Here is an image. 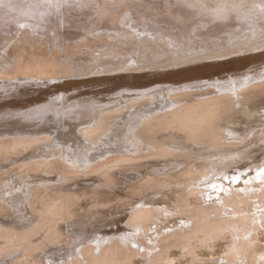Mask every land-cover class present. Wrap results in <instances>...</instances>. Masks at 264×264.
<instances>
[{"label":"bare ground","instance_id":"1","mask_svg":"<svg viewBox=\"0 0 264 264\" xmlns=\"http://www.w3.org/2000/svg\"><path fill=\"white\" fill-rule=\"evenodd\" d=\"M85 1L88 3V1L90 0H84L83 2L84 6H88V4L85 5ZM117 1H121L123 3L124 0H116L114 1V3ZM218 1L220 2V4L218 5H221L223 7L221 9L229 10V13L225 17H230L233 21L228 22L229 18H227V20L225 19L226 22H224L223 19L225 17L223 16H218V18H212V15L210 18H208L209 16H205V18L203 17L205 20H200L204 24L199 23V25H202V30L201 27H199L201 31H196V28L194 29L195 32H198L197 35L200 34L202 36V34H205V36H203V38L201 37L202 39H199L198 37H194V34V41H198L192 42V45H188L186 47H182V43L178 40H185L186 37H190V32L193 31L191 30L192 27H189L188 29L186 28L185 30L181 31L182 28L179 29V24L178 30L175 29L174 31L172 26V31L175 33L176 31H178V33L176 34H178L180 37H174L173 34L169 32L168 28H171V26L168 28L162 27L163 29H159L161 27H159L158 29H154L153 27L151 28L150 24L148 23V18L146 19L147 16L145 17L144 15H142L144 12L143 8L145 7H143L144 4L142 3L141 4L143 10H141L140 8L141 14H126L125 17H122L120 15L122 17L120 21H117L118 19L115 17L117 19L115 23L113 21V23H109L110 25L108 24V26L105 28L106 30L95 33L94 29H96V27L93 28L91 25H88L90 27L89 28L88 26H85V24L91 22L88 21L86 23L80 17L81 15L85 16L82 13H85L87 11V8L80 7L81 9L76 8L74 10L73 6L75 1L73 5L70 4V7L65 10L67 14L71 9L73 11L71 13H73L74 15H64L66 16V20H64V23L61 22V27L59 25L61 16L55 14V17L58 16L59 20L58 24L56 23L57 21L54 22L56 24L53 29L50 28V26L53 25L50 22L51 19L48 21L51 24L50 25L46 21L42 20L43 18L38 15L39 13L37 14L38 18L36 19L34 15L29 12H24L28 15L23 14L15 9L13 10L12 6H9L7 4L4 5V3L0 2V7H8L9 15H11L9 18V22L11 23H4L2 19H0V29H2L6 25H10L11 30H16L17 33L22 31L25 34H28L27 37L16 36L10 40L8 39L7 45L4 46L0 44L1 49H5L6 46H12L11 48L15 52L16 48H19L22 51H26V47L35 50L36 47L38 48L37 45L39 44L40 48L45 46L44 49H40V52L43 55L42 59H39L36 53L32 55V59H27L25 57L23 58L21 54L12 59L9 55V57L7 58L8 64L6 66H2V64H0V83L5 84L6 81H8L10 84L11 82H13L14 84H24V86H28L27 91L29 90V86H31L30 88L33 87L32 85H41V88H45V86L42 85L44 83H49L50 85L53 84L54 86H56L53 88L52 86H50L52 89H60V86H62L63 83L65 88H68L70 86L74 87L75 85H79L81 83H85L84 86L86 85L85 88L73 90L71 93H61L62 100L64 102L62 106L58 105V96L54 97L52 95H50L49 98L40 97L42 102H38L39 104H37V101L35 100L34 104L32 103V105H35V107H31V100H26L17 108H14L13 105L5 106V108L4 106H2L0 108V112H4H2L1 114L7 117L10 116L11 120H6V118H3V116H1L0 114V116L2 117L0 118V123H9L0 125V152H9L11 150L10 148H12L14 151L19 152L22 149L28 148L32 144L36 145V143L39 144V142H44V144L48 145L47 148H49L51 152H55V155H59L60 159H62L69 165L68 166L66 164L69 168L79 166L89 168V164L94 163V165H90L92 171L93 169L98 168L101 164L106 165V162H110L115 158L121 159V161L126 159H134L135 152L142 151V147L144 150L146 148V151L151 152L154 150L156 151L158 145L166 148L168 145L165 142L160 141L157 137H149V135H145V132L151 131L150 128L163 130V128L166 129L179 127L180 130L183 129L187 133L189 139L191 138L193 142L195 141L199 144L207 143V138H209V140L213 142V144L214 142H217L219 144L223 143L221 142L222 140L228 141L231 144L230 147H226L227 149H230L229 151H225L226 148L219 149L218 152H214L216 150L205 151L203 153L204 159H201L202 161L198 158H193L192 161L190 160L191 163L188 165L186 170L180 169V172L182 174H194V179L196 180V182H192L190 184L192 188H189L190 190H187V193L181 196L174 204H172V202H168L166 207L162 208L161 204H157L163 202V200H155L150 203L141 202L139 208L133 213L129 222V225L131 226H141L138 228V230L131 229V232L126 233L128 229H125L124 231H119L120 233H118L116 236L106 235L102 238H98L97 240H95L96 244L94 243L95 247L97 248L96 252L99 251L98 254L94 252L95 247H86V250L81 251L76 249L78 247H75V250H73L71 256L69 255L71 258L73 257V259L69 261L68 259H65L63 264H132L129 263L132 258L126 256L125 254L127 250L131 251L132 249L128 248L124 251L121 243H135L136 232H138L139 229L143 232L150 231L152 221L154 219L162 217V211L165 213L169 212L170 214L174 213L175 209L181 208L185 212L182 215L186 216L184 218L182 217V220H184V225L182 224L179 226L178 223L173 224L175 226H178L179 229L177 228V230L175 231L172 230V233H169L166 235V237L161 238L164 240L173 239L174 243L171 246L182 247L191 246L192 241L199 238L198 236L200 233H204L205 235L210 232L212 234V232L215 231H217V233L218 231H221L222 233L230 232L232 230L238 231L244 226L248 227L249 221H251V227H249V229L252 228L256 230L257 226H255V222L258 221V218L260 220L264 219V164L261 163L260 159V157L264 159V123L260 127V125H248L249 123L246 122V124L238 127V123H235L231 119L229 120L228 125L219 124L215 117L218 110H220L223 106V101L227 100L229 102H233L234 104H240L241 101L245 99V97H247L246 95L248 93H252V91L254 90L264 88V82H254L255 79L257 80L258 77L261 76L259 74L262 73H253L246 76H244V74L242 76L238 74V72L241 70L242 64H246L247 61L255 59L256 57H264V54L261 53L262 51H264V5H258L256 4L257 2L255 3L253 1V4H250V1L248 3V0ZM184 2H186V4L188 5L196 6L200 11H202L205 7L202 6V3L205 5L204 0L201 1L202 3H196V1L194 0H185ZM130 3H132V1L127 2V4L129 5ZM137 4L139 3L137 2ZM214 4L215 3H213V6ZM132 5L134 4L132 3ZM120 6L122 7L123 5L120 4ZM179 6H181V4ZM179 6H174L175 8L172 9L178 12V10L181 8L184 12V7H180L178 9ZM159 7H157V9L154 8L155 11L164 10H161V8L159 9ZM137 8L133 9H136L137 11ZM234 8L238 10L235 13L233 12ZM107 9L108 7L105 8L106 12L110 10ZM210 9L213 8L211 7ZM105 10L103 12V16L100 13L102 18L104 17ZM206 10L207 9H205V11ZM215 10L217 11V9ZM94 11L96 10H93V12ZM205 11L202 12V16L206 15L204 14ZM152 12L153 11H151V13ZM170 12L171 10L169 11V16L171 17L172 14L170 15ZM211 12H213V10H211ZM92 13L91 15L94 14ZM98 15H93L92 18H94V16L98 18ZM196 15H199L201 17L200 13ZM5 16L6 14L1 15L0 13V18H6ZM120 16L118 17L120 18ZM58 17H56V20L58 19ZM174 17L178 19L186 18V16H181L179 13L176 14V12L173 14V18ZM54 19L55 18L53 17L52 20ZM166 19L167 18H165V20ZM218 19L220 23L223 20L224 24L226 23L225 26L223 22V25L219 24V22L217 23ZM144 20L147 21L145 24L143 23ZM25 23H27L28 26L31 25L29 27H31L33 31L27 26H24L21 29V25ZM160 24L162 25L163 23ZM212 24L213 26H211ZM129 25L131 26L130 29L132 28L133 31L129 30ZM41 30L43 32H40ZM109 30H117L118 32H110ZM90 31L93 32V39H91L90 36L88 37V34H91L89 33ZM72 33H74V35H72ZM83 37L87 38V42L84 41L85 38L83 39V41L87 44H84L83 42L81 43L80 41L81 44L77 45L74 42L71 44V40L69 41V39L75 40L77 38ZM167 37L170 38V41L167 39ZM108 38L112 39V42L109 43ZM67 40L69 41V43L67 42ZM64 41L68 44L65 45ZM99 41H102L103 43L105 42L107 43V45L105 46L104 44L97 46L93 43L95 45L93 46L92 42L98 43ZM128 41L132 42L133 45H128ZM14 44L15 46H13ZM56 44H60L61 47L56 48ZM157 45L159 49H156ZM179 45L181 47H177ZM192 48L196 49L197 52L201 51V53L196 54V52L194 54L191 51ZM131 51L133 54L128 58L127 55ZM189 51L191 52V54L186 55V52ZM250 51L256 52L250 54L246 53ZM182 53H185V55H183ZM244 53L246 55H243ZM152 54H154V57H151ZM58 56H61V60L59 61V63L56 62L53 65V63L49 61V57L57 58ZM121 56L123 57L122 60H120ZM136 60H138V63L136 62ZM204 60L210 61H205L206 63L195 66L196 64H198V62ZM132 61L135 63H133ZM46 63H49V66L54 69L63 67V71L65 73H63L61 77H53L47 76L45 71H38L40 68L45 67ZM188 63L196 64L189 66ZM183 64L188 66H185L186 68L182 66L183 69L178 68ZM156 68L159 69L154 70ZM25 70H30L32 73H21L25 72ZM36 70L38 75L34 73V71ZM262 71L264 73V69ZM153 73L159 74L153 76ZM206 73H211L212 78H205L200 81H183L184 77L189 78L191 76L203 75ZM91 74H94V76H96L95 74L99 75L97 77H92ZM163 74H166L167 77L168 74L170 76H173L171 78L173 80H182L173 83L169 82L170 84H164L165 82L163 81L164 83L161 84L159 83L161 81L157 80L156 77L160 76V78H162L161 75ZM86 75H90L92 78L80 81L75 79L74 81L68 80L71 76L83 78V76ZM226 76L228 77L227 79H221L223 77L226 78ZM261 77L264 78V76ZM50 79L52 81H64L61 82L62 84H59L58 82L52 83L49 82ZM171 79L169 78V80ZM25 80H27V82H19H23ZM33 80H35L36 82H33ZM201 88H205V90H201ZM46 89L45 91H47ZM13 90L16 91L17 89ZM67 90L69 91L70 89ZM7 91L10 90L7 89ZM45 91L40 90L41 93H44ZM86 92H89L88 96L78 95L80 93L85 94ZM101 92L105 94L101 95ZM219 92H221L222 97L217 96ZM204 93H206V95L214 94L215 96L214 98L206 100H200L202 99L200 98V101L197 100V102L195 101V103H183V98L186 96L197 94L198 96L202 97ZM26 94L29 95L28 93ZM31 94L33 95L34 93H31L30 91V95ZM98 94L99 96L96 97ZM51 96L54 98L53 100H51ZM111 96H114L113 99H110ZM64 98H71L72 100L70 102H65ZM87 101H91V103L88 104ZM252 101L255 102L256 100ZM202 103L209 104V106L203 109L201 112L197 111L195 113H192V111L194 110L193 108L198 107V104ZM14 106L16 107L17 104H15ZM28 107L30 108L28 109ZM183 107H187L188 109H183ZM240 107H242V105ZM235 110L237 112V109ZM246 110L249 112L248 116H250V113L251 116L252 114L254 116V114L257 112V108L255 107H246ZM233 116L234 114H232V117ZM255 126L256 129H260L258 131H255ZM158 131H155L153 129V133H157ZM248 131H250L249 134L246 133ZM184 135L186 134L184 133ZM250 135L256 137L254 140H252V142H255V144L253 143L254 145L252 144L253 146L250 145V147H247L246 145H248V143L244 145L245 148L243 149L242 147H240V144L239 147L236 146L237 143H243ZM149 138L151 139V141L149 140ZM147 142L151 143L150 146H147ZM178 143H182V140L179 139ZM177 145L178 144H175L172 150H176L177 147L180 151L184 149L183 147L182 149ZM215 145L209 144L208 146L212 147ZM205 149L207 150V148ZM191 152L193 153V151ZM90 153L91 155L93 154V157L89 158ZM111 153H114L115 156L95 164L97 159H99L100 157L102 158V156L105 154L111 155ZM218 154L219 156H217ZM35 162L36 163L34 164L31 163L32 165L30 164V169L37 168L39 170H43L46 165L50 164L48 159L42 162ZM232 163H236L238 173H233L232 171H230V165ZM182 164L183 162L181 163V166ZM50 166L52 167V169H55V166H53V164H50ZM200 167L201 169H199ZM248 167L249 169L247 170ZM90 168L88 170H90ZM110 168L112 169V167ZM196 168H198L199 170L197 171ZM33 171H35V169ZM236 174H238V176H236ZM218 175H220L222 178ZM210 184H212V186ZM202 185L208 186H205L207 188H204ZM36 186L39 188L38 184H36ZM5 188L7 189V192H5L6 194L4 193L5 196L3 199L5 201L11 200V205L17 206V209L19 208V212H21V214L27 210V205L32 206V203H34L35 205V200L37 199H33L32 202V198H30L29 192H27L21 184L17 185V187L10 186L9 184ZM205 192L211 195L214 194L213 198L210 197V203L213 206L212 208H207L205 206L207 203V199H205L206 195L205 197L202 196L200 198V194H204ZM227 195H229L228 198ZM255 198L258 199V201H256ZM68 200L70 201V199ZM221 202H223L222 205ZM149 204H151V206L147 207V205ZM229 208H232V212H229ZM65 209L70 210V203L66 206ZM181 209L180 211H182ZM211 212L215 214L216 218H213L210 215ZM188 214H191L193 217L200 216L199 221L195 222ZM26 219L28 220L27 216L25 220ZM189 222L192 223L191 226H189ZM198 224L199 226H197ZM182 228L184 230H182ZM164 229L168 230V227H163L158 232V235L162 234ZM17 230L15 229V232H17ZM61 230L62 229H60V226H54L50 228V233L53 234V238H57L58 236L61 237L63 234ZM249 231L251 230H247L244 234L233 235V237L237 235H240L241 237L248 236V234L250 233ZM20 232H18V237H22L21 234V236L19 235ZM180 232L183 234H179ZM150 239L151 243L155 245L156 238L154 240L150 237ZM255 240H257L255 239V237L250 238V240H245V238L233 239L231 245L229 246L230 252L228 254V263H231V261H235L236 264H239L237 263V261L242 260L240 264H257L258 260L264 259V249L260 244H257L258 242L256 241V243ZM206 241L207 239L203 240V242ZM106 242H111L112 244L106 247ZM126 247H130V245ZM147 250L149 252H153V246L151 245L148 249H145V254L142 255L143 257L146 256ZM137 255L138 254L135 252L133 258H135ZM189 255L192 254L190 253ZM193 255H195V253H193ZM87 256L90 258L89 260L87 259ZM191 258L192 260L189 262V264H217L210 263L208 259L205 261L204 259H202L203 257H200L201 259L196 258L197 260L193 257ZM163 263L176 264L177 262L174 257L168 256L165 258Z\"/></svg>","mask_w":264,"mask_h":264},{"label":"rangeland","instance_id":"2","mask_svg":"<svg viewBox=\"0 0 264 264\" xmlns=\"http://www.w3.org/2000/svg\"><path fill=\"white\" fill-rule=\"evenodd\" d=\"M58 1L57 0H22V1L0 0V2L4 3V5L7 4L9 6H12L13 10L15 9L17 11H20L23 14H27L24 12H29V13L33 14L36 19L38 18V15H39L41 18H43L42 20L46 21L47 23H49L48 21L50 19L52 20V18L54 17L55 18L54 20H52V21L50 20L51 24H53V25H51L49 23L51 25L50 26L51 29H53V27H55L56 23L58 24V20H59L58 16H61L60 17L61 19L59 21V25L61 26L62 25L61 22L64 23V20H66V16H64V15H67V14H70V16L74 15L73 13H71V12H73L71 9L67 14H66L65 10L70 7V4L73 5V3L75 1L74 6H73L74 10L76 8H80V7L81 8L82 7L87 8V11L85 13H82L85 16L81 15L80 17L86 23L88 21L91 22V23L85 24V26L91 25L93 28L96 27V29H94L95 33H98L99 31L106 30L105 28L108 26L109 23L111 24V23H113V21L115 23L117 19H118L117 21H120V19H122V17H125L126 14L127 15L141 14L140 11L144 9V12L142 15H144L145 17L147 16L146 19L148 18V20H149L148 23L150 24L151 28L153 27L154 29H158L159 27H161L159 29H163L165 27L168 28L171 26V28H168V30L171 34H173L174 37H177V36L180 37V36L178 34H176V33H178V31H176V33L172 31V26H173L174 31H175V29L178 30L179 24H180L179 29L182 28L181 31L185 30L186 28L188 29L189 27H192L191 30H193V31L190 32L191 33L190 37H186L185 40H183V39L178 40L179 42L182 43V45H181L182 47L192 45V42L198 41V40L194 41V38H193L194 34L196 35V36L194 35V37H198L199 39H202L203 36H205V34L204 35L202 34V36L200 34L197 35L198 32H195V29H194V28H196V31L200 30L199 27H201L202 25H199V23L204 24L201 20L204 21L205 16L206 17L209 16L208 18H210L212 15V18H214V17L218 18V16L219 17H222V16L225 17L229 13L228 9L227 10L221 9L223 7L221 5L220 6L218 5V4H220V2L218 0L217 1L204 0L205 5L201 2L202 0H194V1H196V3H202V6H205L202 11H200L194 5L186 4V2H184L185 0H172V1L171 0H165L166 2L164 0H151V1L150 0H128V1L124 0L127 2L132 1V3L134 5H132V3H130V5H129V4H127V2H124V1L122 3L120 0H119L120 2L117 1L115 3H114V1H116V0H114V1L113 0H99V1L98 0H90V1L87 0L88 3L85 1L86 2L85 5L88 4V6H84V3H83L84 0L83 1L82 0H58ZM79 1H82V2H79ZM212 1H214V2H212ZM249 1H250V4H253V2H255V3L257 2L256 4H258V5H264V0H248V3H249ZM60 2H62V3H60ZM137 2L139 4H137ZM164 2L166 5L167 4L168 5L166 6L164 4ZM66 3H67V5H66ZM141 3L144 4L143 5V7L145 6L144 8L142 7ZM213 3H215L214 4L215 7L213 6ZM75 4H76V6H75ZM116 4H118V5H116ZM120 4L123 6L121 7ZM173 4H175V5H173ZM180 4H181V6H179ZM57 5H58V7H57ZM60 5H61V8H60ZM169 5H170V7H169ZM154 6H157V7L160 6L159 9L161 8V10L162 9H164V10L155 11V9H157V7H154ZM174 6H176V7L179 6L178 9L180 7H182V8L184 7L183 9H185V10L187 9V10L186 11L184 10V12H183V10L180 8L177 12L176 10L174 11L172 9V8H175ZM99 7H101V8H99ZM104 7L105 8L108 7V9H110V10L107 9L108 11L106 12ZM211 7L213 9H210ZM115 8H116V10H115ZM133 8H137V11H136V9L134 10ZM140 8H141V10H140ZM147 8L149 9V11ZM92 9L96 10V11L93 12ZM205 9H207V10L205 11ZM215 9H217V11ZM104 10H105L104 17L102 18L101 15L103 16ZM128 10H129V12H128ZM170 10H171L170 15L172 14L171 17L169 16ZM211 10H213V12H211ZM0 11H1L0 12L1 15L6 14V16H5L6 18H0V19H2V21L4 23H11V22H9V20H10L9 18L11 15H9L8 7H4V8L0 7ZM97 11H98V13H97ZM123 11H126V12H123ZM151 11H153L155 15L153 14V12L151 13ZM203 11H205L204 14H206L204 16H202ZM236 11H238V10L236 8H234L233 12L235 13ZM145 12H147V13H145ZM175 12H176V14L179 13L181 16H184V17L186 16V18L185 19L184 18L178 19L176 17L173 18V14ZM187 12H188V14H187ZM91 13L93 15L99 14L98 18L95 16H94L95 19L92 18L93 15H91ZM100 13H101V15H100ZM106 13H107V15H106ZM198 13L201 14V17L199 15L198 16L196 15ZM55 14L56 15L58 14V16H56V17H58L57 20H56ZM160 14H162V15H160ZM192 14H193V16H192ZM111 15H112V17H111ZM118 16H120V18ZM83 18L84 19L86 18L85 20H87V19L88 20L85 21ZM89 18H92L93 20L89 19ZM151 18H152V20H151ZM165 18H167V19L165 20ZM175 18H176V20H175ZM227 18H229L228 22L233 21L230 17H225L223 19L224 22H226L225 19L227 20ZM25 19H30V18H25ZM103 19H105V20H103ZM223 20H222V22H223ZM55 21H57V22L54 23ZM146 22L147 21L144 20L143 23L145 24ZM218 22L221 25L224 24V22H223V24H222V22L220 23L219 19H218L217 23ZM160 23H163V24L161 25ZM92 24H94V25H92ZM225 24H224V26H225ZM130 25H132V24H130ZM130 25H129V30L133 31L132 28L130 29V27H131ZM185 25H186V27H185ZM24 26H27L28 28H30L32 30V28L29 27L31 25L28 26L27 23L22 24L20 28L22 29ZM211 26H213V24ZM92 27H91V29H92ZM0 30H1L0 31V40H1L0 44L4 45V46L7 45L8 39L10 40L16 36L17 37H22V36L27 37V35H28L27 33L25 34L22 31L17 33L16 30H11L10 25H6ZM201 30H202V27H201ZM40 32H43V31L41 30ZM110 32H118V31L114 30V31H110ZM89 33H91V34L87 33L88 37L90 36V38L93 39L94 38V37H92L93 32L90 31ZM72 35H74V33H72ZM43 39H45V38H43ZM83 39H84V41H86L87 38L83 37V38H77L75 40L69 39V41L71 40L70 41L71 44L73 42L77 45L81 44L82 42L84 44H87L86 43L87 41L84 42ZM167 39L170 41V38L167 37ZM69 41L67 40L68 43H69ZM80 41H81V43H80ZM108 42L109 43L112 42V39L108 38ZM68 43H66L64 41L65 45H67ZM93 43L96 44L97 46L104 45V44H105V46L107 45V43H105V42L103 43L102 41H99L98 42L99 44L97 42L96 43L92 42V44ZM162 43H164V42H162ZM94 44H93V46H95ZM128 45H133V43L128 41ZM13 46H15V44ZM37 46H38V48L36 47L35 50L26 47L25 48L26 51H22L19 48H16L15 52L11 48L12 46H6L5 49L0 48V64H2V66H6L8 64L7 58L9 57V55L11 56L10 58H12V59L16 58V56L19 54H21L23 56V58L25 57L27 59L28 58L32 59L33 58L32 55H34V53H36L38 55L39 59H42L43 55L41 54L40 49L41 48L44 49L45 46H43L41 48L39 47L40 44ZM181 46L179 45L177 47H181ZM60 47H61L60 44H56V48H60ZM156 49H159L158 45H157ZM195 50L196 49H193V48L191 49V51L194 54L197 52V50L196 51ZM189 52H186V55L191 54V52L190 53ZM253 52H256V51H250V52H246V53L250 54ZM200 53H201V51L197 52L196 54H200ZM261 53L264 54V51H262ZM132 54H133L132 51L129 52L127 57L128 58L131 57ZM182 54L185 55V53H182ZM243 55H246V54L244 53ZM151 57H154V54H152ZM122 59H123V57L121 56L120 60H122ZM60 60H61V56H58L57 58L49 57V61H51L53 63V65L56 62L59 63ZM138 60H139V58H138ZM138 60H136L137 63H138ZM218 60H224V59H218ZM129 61H131V60H129ZM205 61L209 62L210 60H204V61L198 62V64H196V63H194V64H196L195 66H199L200 64L206 63ZM212 61H214V60H212ZM250 62H252V63H250ZM133 63H135V62H133ZM248 63H249V65H248ZM194 64L188 63L189 66L194 65ZM188 65L183 64V65H181L179 67L177 66V67L180 69H183V67H185V66L187 67ZM177 67H174V68H177ZM157 69H159V68H156L154 70H157ZM263 69H264V57H256L255 59L247 61L246 64H242L241 70L238 72V74H240V76H242L243 74H244V76H246V75H250L253 73H262L259 75L264 76V73L262 71ZM40 70L45 71L47 76H53V77L54 76L61 77V75L63 73H65L63 71V67L62 68L60 67L58 69H54V68L49 66V63H46L45 67L40 68L38 71H40ZM21 73L31 74L32 72L30 70H25V72H21ZM34 73L37 74V70L34 71ZM157 74H159V73H153V76H155ZM95 75L96 76H94V74L93 75L91 74L92 77H97L99 74H95ZM206 75H209V76H206ZM91 76L86 75V76H83V78L71 76V77H69L70 79H68V80L74 81V79H75V80L80 81V80L92 78ZM161 76L164 80L162 78H160V76L156 77L157 80L161 81V82H159L161 84L164 82H165L164 84H167V83L170 84L171 82L173 83V82L182 80V79L173 80V79H171L173 76H170L169 74H168V77L172 81L169 80V78L167 77L166 74L165 75L163 74ZM261 76L258 77L257 80L255 79L254 82L255 83H256V81H258V83L264 82V78ZM210 77L212 78L211 73L210 74L206 73L203 75L191 76L189 78L184 77L183 81H186V82L189 80L200 81L202 79L210 78ZM167 78H168V80H167ZM227 78L228 77L226 76V78L223 77L221 79H227ZM160 79H162V80H160ZM34 81L35 80H33V82ZM62 81H64V80H62ZM62 81H57V80L52 81L51 79L49 80V82H52V83L58 82L59 84H62L61 83ZM19 82L24 83V82H27V80H25L23 82L22 81H19ZM1 84L2 83H0V108L2 106H4V108H5V106H10V105H13L14 108H17V107H19V105L21 103L25 102L26 100H31L30 101L31 107H35V105H32V103L34 104L35 100L37 101V104H39L38 102H42L40 97L49 98L50 95H52L54 97L58 96V99H59L58 105L62 106V104H64V102L62 100V94L61 93H63V94L71 93L73 90H76V89L78 90V89H82V88L86 87V85L84 86L85 83H81L79 85H75L74 87L70 86L68 88H65L64 83H63L62 86H60V89H56V88L52 89L53 87H56V86H54L53 84L50 85L49 83H46V84L44 83V84H42L43 86H45V88L43 87L44 89L41 88L42 87L41 85H32L33 87L30 88L31 86H29V90L27 91L28 86H24V84H22V85L21 84H14L13 82H11V84H10L8 81H6L5 84H2V85ZM14 85H15V87H14ZM17 85H19L20 87ZM50 86H52V88ZM79 86H81V87H79ZM48 87H50L53 91H55V90L56 91L53 92ZM6 88L8 90H10L11 92L7 91ZM13 89H15V90L17 89V90L14 91ZM45 89L47 91H45ZM63 89H65L66 92ZM67 89H70V90L68 91ZM18 90H19V94H18ZM35 90H36V92H35ZM37 90H39V91H37ZM40 90H43L45 92L41 93ZM201 90H205V88H201ZM243 90H244V88H243ZM30 91H31V93H34V94L30 95ZM240 92H242V91H240ZM26 93H28L29 95H27ZM38 93H40V94H38ZM90 93H93V92H90ZM88 94H89V92H86L85 94L80 93L78 95L88 96ZM104 94H103V92H101V95H104ZM219 94L217 96L222 97L221 92H219ZM173 95H174V93H173ZM52 96L50 97V98H52L51 100L54 99ZM98 96H99V94L96 97H98ZM214 96H215L214 94H209V95L207 94L206 95V93H204V95L202 97L198 96L197 94H192V95L184 97L183 103H189V104L195 103V101L197 102V100L198 101L203 100V99L206 100V99L214 98ZM246 96L247 97L244 96L245 99H243L240 104L239 103L234 104L233 102H229L227 100L223 101L222 102L223 106L221 107L220 110H218V112L215 116L217 119V122L219 124H222V125H228L229 120L231 119L235 123H238V127L246 124V122L249 123L248 125H256V126L260 125V127H261V125L264 123V88L254 90V91H252V93L250 92ZM25 97H29V98H25ZM113 97L114 96H111L110 99H113ZM200 98H202V99H200ZM67 99L64 98L65 102H70L72 100L71 98H69L68 100ZM252 100H256V101L254 102ZM61 102H63V103H61ZM87 103L90 104L91 101H87ZM15 104H17L16 107L14 106ZM198 105H199L198 107L193 108L194 110L192 111V113H195L197 111L201 112L203 109H205L206 107L209 106V104H203V103L198 104ZM241 105L243 108L240 107ZM187 107H183V109H185ZM246 107H255V108H257V112L254 114V116H253V114L251 116V113H250V116H248L249 112L246 110ZM29 108L30 107H28V109ZM235 109H237V112ZM2 112H4V111H1L0 114ZM165 112H167V111H165ZM168 112H170V111H168ZM235 112H236V114H235ZM162 113H164V112H162ZM232 114H234L233 117H232ZM1 116H3V118H6V120H11L10 116L7 117L3 114H1ZM1 116H0V118H2ZM218 117H220V118H218ZM13 121H15V120H13ZM3 124H9V123H7V122L0 123V125H3ZM256 126H255V129H256ZM139 129H140V127H139ZM153 129L155 131L159 130L158 132H160V133H158V132L153 133ZM259 129L260 128H257L255 131H258ZM150 130H151L150 132H145V135H147V136L149 135V137L150 136L157 137L160 141L165 142L168 146L166 148H163V146L158 145V147L156 148L157 152L155 150L152 152L146 151V148L144 147L145 148V150H144L142 147L141 148L142 151L135 152L134 159H126V160L121 161V159L115 158V159H112V161H110V162H106V165L101 164L98 167L99 169L96 168V169H93L92 171H91L90 167L92 165H94V163L89 164L90 170H88L89 168H85L83 166H81V167L80 166L79 167H70L69 168L68 167L69 165L67 163H65L62 159H60L59 155H55V152L54 153L51 152V150L49 148H47L48 145L44 144V142H39V144L36 143V145L32 144L28 148L22 149L19 152L14 151L12 148H10L11 150L9 152H6V151L0 152V230L2 231V232L0 231V264H63L65 259H68V261L73 259V257L71 258L70 256H71V253H73V250H75V247H78L76 249L80 250V251L86 250L89 247H92V248L95 247V244H96L95 240H97L98 238H102L103 236H106V235L116 236L118 233H120L119 231H122V230L124 231L125 229H128L126 231V233L131 232V229H133V230L137 229L138 230V228L141 226H137V225L131 226V225H129V222H130V219H131L133 213L139 208L141 202L142 203H150V202H153L155 200H163V202H160L157 204V205L161 204L162 208H165L166 205L168 204V202H172V204H174L181 196H183L187 193V190L189 191L192 188V186L190 184L192 182L193 183L196 182V180L194 179L195 178L194 174H191V173L182 174L180 172V169L186 170L193 158H198L199 160L204 159L203 153L205 151L216 150L214 152H218L219 149H225L226 147L231 146V144L228 141H223V140L221 141L223 143L219 144L217 142H214V144H213V142H211L209 140V138H207V143H204V144H199L195 141L193 142V140L191 138L190 139L192 141L189 139L187 133L183 129L180 130L179 127H175V128L172 127V128H166V129L163 128V130L162 129H156V128H150ZM184 133L186 135H184ZM246 133L249 134L250 131H248ZM255 138L256 137H254L253 135H250L246 138V140L243 143H237L236 146L239 147V144H240V147H242V149H243V148H245L244 145L248 143V145H246V146L250 147V145H252L253 143L255 144V142H252V140H254ZM179 139L182 140V143H180V144L178 143ZM149 140L151 141L150 138H149ZM224 142H226V143H224ZM249 143H251V144H249ZM150 144H151L150 142H147V146H150ZM175 144H178L177 146H180L181 148L183 147L184 149L182 148L183 150L180 151L177 147L176 150H172L173 146ZM209 144H212V145L216 144V145L209 147L208 146ZM9 145H12V144H9ZM185 146H187V147H185ZM194 147H195V149H194ZM205 148H207V150ZM188 150H189V152H188ZM229 150L230 149L226 148L225 151H229ZM191 151H193V153H195V154H193ZM221 153H223V152H221ZM108 154L103 155L102 158L100 157L99 158L100 160L97 159L95 164L100 163L102 161L107 160L108 158L115 156L114 153H111V155H108ZM217 156H219V154ZM55 157H57V158H55ZM90 157H93V154L91 155V153H90L89 158ZM187 158H189V159H187ZM47 159L49 160L50 164H53V166H55V169H52L50 164L46 165L43 168V170H39L37 168L30 169L31 163L34 164V163H36L35 161L42 162V161H45ZM260 159H261V163L264 164V159L262 157H260ZM181 160L183 162L182 166H181V163H182ZM108 163H110V164H108ZM178 163H179L181 168L179 167ZM110 167H112V169ZM230 167H231L230 171H232L233 173H238V168H237L236 163H232L230 165ZM34 169H35V171H33ZM199 169H201V167ZM199 169L196 168L197 171ZM248 169H249V167L247 168V170ZM176 171H177V173H176ZM169 174H172V175H169ZM218 176L221 177L220 175H218ZM236 176H238V174H236ZM25 177H27V178H25ZM177 180H179V181H177ZM17 181H19V182H17ZM9 184H10V186H16V187H17V185L21 184L22 187L27 192H29L30 198H32L31 199L32 202H33V199H37V200H35L36 206L34 205V203H32V206L27 205V210L21 214V212H19V208L17 209V206L11 205V202H12L11 200H10L11 202L5 201L3 199L5 196L4 193L7 192V189L5 187H7V185H9ZM36 184L39 185V188L36 186ZM210 185L212 186V184H210ZM205 186H208V185L203 186L204 188H207ZM3 189L6 191H4ZM185 189H186V191H185ZM2 194H3V196H2ZM205 195H206V197L207 196H209V197L206 198ZM202 196H204L205 199H207L206 200L207 203L205 206L207 208H212L213 206L210 203V200H211V198L214 197V194L211 195V194H207V192H205L204 194H200V198ZM228 197H229V195H227V198ZM67 198L70 199V201H72V202H70ZM256 201H258V199H256ZM67 202H68V204H67ZM69 203H70V210H66L65 208L67 205H69ZM1 204H3V205H1ZM8 204L11 206H9ZM71 204H72V206H71ZM222 204H223V202H221V205ZM148 206L150 207L151 204L147 205V207ZM180 209L181 208H179V209L177 208V209H175L174 213H170V214H169V212L165 213L162 211L161 213H163V216L158 218V219H154L152 221L150 231L143 232L142 230L139 229V231L136 232L135 243H128L130 245V247H126L129 245L126 244L125 242H122L123 244L121 243V246L124 249V251L128 248L132 249L131 251L127 250L125 252L126 256L132 258L129 263H132V264H164L163 262H164L165 258L168 256H171V257H174L176 259V262H177L176 264H189V262L192 260L191 257H193L194 259H196V258L199 259L200 257L201 258L203 257L202 259H204L205 261L208 259V261L210 263L236 264L235 261L234 262L231 261V263H228V260H229L228 254L230 252L229 246L231 245L233 239H235V238L236 239L245 238V240L246 239L250 240V238L255 237V239H257V240H255V242L257 241L258 243L257 242L256 243L260 244L261 247L264 249V219L260 220L259 218H258V221L255 222V226H257L256 230H254L252 228L249 229V227H251V225H250L251 221H249L248 227L244 226L243 228H241L238 231L232 230L230 232H224V233H222L221 231H218V233H217V231H215L216 233L212 232V234H211V232H210V233L205 234V235H204V233H200L198 236L199 238L192 241L191 246H187V247L186 246L185 247L171 246L174 243L173 239L164 240L161 238H164V237H166L167 234L172 233V230L173 231L177 230L178 226H175L173 224L178 223V225L180 226L184 223V220H182V219L186 216L185 215L182 216V215L185 212L182 209H181L182 211H180ZM229 212H232V208H229ZM188 215L191 216L192 220H194L195 222L196 221L198 222L200 219V216L193 217L191 214H188ZM210 215L213 218L215 217V214L212 212L210 213ZM26 216H27L28 220L27 219L25 220ZM191 222H189V226L192 225ZM54 226H60V229H62L61 231L63 232V234L61 237L58 236L57 238H53V236H52L53 234L50 233V228L54 227ZM165 226L168 227V230L164 229L162 234L158 235V232ZM197 226H199V224ZM15 229L16 230L18 229L17 232H15ZM182 230H184V229L182 228ZM247 230H251V231H249L250 233L248 234V236L241 237L240 235H237V236L233 237V235H236V234H244ZM254 231H257V232H254ZM18 232H20L19 235L21 234L22 237H18ZM16 234H17V236H16ZM179 234H183V233L180 232ZM150 237L154 240L156 238L155 245L151 243ZM204 239H207V241L203 242ZM116 242H117V240H116ZM110 244H112V243L106 242L105 246L107 247ZM151 245L153 246V249H154L153 252L152 251L149 252L147 250L146 256L143 257L142 255L145 254V249L146 248L148 249ZM94 250H95L94 252H96L97 248L95 247ZM134 251L138 254L135 258H133V256L135 255ZM192 251H193V253H195V255H193ZM96 253L98 254L99 251ZM188 253L189 254L191 253L192 255H189ZM87 259L89 260L90 258L87 256ZM241 262H242V260L237 261V263H239V264ZM257 264H264V259L258 260Z\"/></svg>","mask_w":264,"mask_h":264}]
</instances>
